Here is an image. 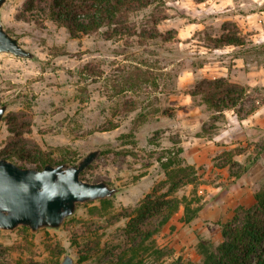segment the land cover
I'll return each instance as SVG.
<instances>
[{"label":"rangeland","instance_id":"1","mask_svg":"<svg viewBox=\"0 0 264 264\" xmlns=\"http://www.w3.org/2000/svg\"><path fill=\"white\" fill-rule=\"evenodd\" d=\"M23 2L7 0L0 19L6 32L30 51L35 60L0 55V104L7 105L6 113H29L32 124L26 138L43 150H52L55 157L65 151L74 152V160L67 164H74L90 150L100 149L81 179L90 183L105 182L118 193L110 199L112 207L107 211L93 210L92 207L100 208L98 202L79 204L76 213L58 230L41 229L31 233L27 227V230L18 227L11 232L0 231V263L28 259L46 263L51 259L49 248L59 244L65 250L63 256L69 254L76 264L88 241L98 238L101 247L118 244L127 223L125 212L137 206L155 187L159 188V193L166 191L162 163L174 159L181 166L190 165L188 161H192V147L196 142L190 137L200 136L201 143L216 144L212 136L227 130L224 118L212 122L211 112L199 96L192 98L190 105L194 114L188 118L195 120L191 128L200 125L201 131L190 132L183 127L180 122L187 108L175 107L183 99L182 93H186L177 88L179 76L185 70L213 61L218 52H214L215 47L206 41L202 32H195L187 41L177 36L182 24L191 19L171 6L173 0H164L155 11L149 7L131 18L139 32L152 13L166 17L160 19L156 29L163 35L168 31L173 33L168 42L140 36L106 41L99 34L72 39L65 28L51 22L46 15L38 16L40 24L37 25L16 21L15 15ZM219 30L208 28V33L217 37ZM242 37L247 39L246 47L233 50L231 55L251 60L252 88L260 90L255 96L257 103L264 98V46L259 47L264 42L258 43L257 36L252 42L243 34ZM250 47L257 49L244 54ZM84 67L94 68L99 75H91ZM135 68L141 71L139 83L134 80L132 89H123L120 80ZM201 78H195L190 89ZM124 101L134 102V111L126 113ZM138 115L145 119L134 124ZM109 123L116 128L106 130ZM131 133L133 138L128 136ZM7 136L2 122L0 147ZM121 136L128 137L120 140ZM237 144L234 149L241 155L233 160L243 166L257 159L256 164L233 181L227 168L222 166L221 153L213 154L211 163L210 156L201 155V165L196 168L197 184L180 188L175 196L199 199L203 209L199 218L185 225L181 222L180 206L153 237L155 245L166 252L161 263L169 264L177 258L200 263L198 244L217 246L221 242L218 223L230 220L236 204L246 209L253 206V191L264 185V152L260 154L264 147V130ZM96 261L97 258H89L82 264H96Z\"/></svg>","mask_w":264,"mask_h":264},{"label":"trees","instance_id":"2","mask_svg":"<svg viewBox=\"0 0 264 264\" xmlns=\"http://www.w3.org/2000/svg\"><path fill=\"white\" fill-rule=\"evenodd\" d=\"M163 1L24 0L15 15V20L34 22L37 25L40 24L38 16L46 15L51 22L65 28L72 39L99 34L106 41L121 37L140 36L147 39L161 38L162 41L168 42L172 39L173 33L168 31L166 35H163L156 29L160 19L166 17H159L155 12L152 13L139 32L135 22L131 19L133 14L149 7H153L155 11L158 6L163 5ZM191 1L200 4L206 0ZM223 30L225 32L221 35L208 38L206 41L215 48L223 46L243 48L245 46V39L240 36L239 30L234 24L225 23ZM254 48L257 49V47L246 49L244 54L252 52ZM65 54L62 53V55ZM84 69L93 76L99 75V72L94 68L84 67ZM134 71L127 72L120 80L123 89H132L134 80L135 83H139L137 80L141 71L138 68H135ZM259 92L260 90L256 88L235 84L226 78H201L194 83L188 94L201 98L211 112V120L214 123L224 118L225 111H232L238 120L253 114L264 104V98L255 103V96H258ZM134 106V102L124 101L123 110L126 113H131L134 111ZM144 119L143 115H138L134 124ZM3 124L7 129L8 136L0 147V159L2 160L11 161L20 167L42 170L46 165L57 166L70 163L76 156L74 152L65 151L59 157H55L52 150H43L36 142L26 138L30 134L32 124V118L27 112L6 113ZM115 128L114 124L109 123L106 130ZM211 128L215 129V127ZM202 131L205 129L203 128ZM128 136L133 138L132 133ZM128 136H121L120 140H124ZM127 142L124 141V143ZM263 152L264 147L260 154ZM238 154L237 149H232L222 152L219 157L222 166L228 170L229 178H233V180L243 177L257 161V159H252L241 166L233 160ZM90 165L80 174V178L84 177ZM161 168L165 176L163 184L166 185V191L159 193V188L155 187L137 206L125 212L124 217L127 219V223L121 230L122 240L118 244L101 247L98 238L96 241H88L80 251L82 253H80L76 264H82L89 258H97L96 264H163L160 260L166 255V252L155 245L153 237L178 212L180 206H182L181 222L187 225L199 217L203 204L201 200L193 199V197L189 199L183 196L179 199L175 196L180 188L197 184L198 176L193 166H181L178 161L168 159L166 163L161 164ZM253 199L252 207L246 209L236 204L232 208L230 220L218 223L221 242L217 246L198 244L202 259L197 264H264V185L253 191ZM98 203L100 208L92 207L93 210L107 211L112 207L110 199H103ZM23 229L27 230L26 227ZM48 252L51 259L41 264H59L65 250L57 244L53 248H49ZM7 264L40 263L28 259ZM169 264L195 263L177 258Z\"/></svg>","mask_w":264,"mask_h":264},{"label":"crops","instance_id":"3","mask_svg":"<svg viewBox=\"0 0 264 264\" xmlns=\"http://www.w3.org/2000/svg\"><path fill=\"white\" fill-rule=\"evenodd\" d=\"M171 4L179 13L191 19L190 21L187 19L188 21L178 29L177 36L182 41L189 40L195 32H202V36L205 39L214 38L216 36L209 34L208 28L220 29L219 35H221L225 32L223 30L224 24L232 23L238 28L241 37L243 34L252 42V38L257 36L259 38L258 43L264 42V0H206L200 4H196L191 0H173ZM245 42L244 47L247 45L246 38ZM202 43L204 42L202 41ZM238 48L242 47L223 46L215 48L214 52H218V55L214 57L213 61L209 60L195 69L185 70L179 76L177 88L178 90L186 91V93H182L183 99L179 100L178 105L176 104L175 107L187 108L186 113L183 114L185 117L180 124L183 127L186 126L188 131L198 132L200 130V125L199 127L192 125L193 127L191 128L190 124H193L195 120L188 118L193 116L194 110L191 109L190 105L193 97L188 94L187 90L190 89L195 78H226L232 83L252 88L253 64L251 60L247 61L246 56L242 58L239 55H231V52ZM203 49L211 51L209 48L204 47ZM223 115L225 120L224 127L227 130L216 136L213 135L212 139L210 138L211 140H216V144L211 142L203 144L201 143L203 138L200 136L189 138L196 140L192 147L194 152L192 153V161H188L195 169L201 165L200 160L203 153L205 156H210L209 162L211 163L213 154H220L228 151V149H234L238 146L237 143L244 141L257 131L264 130V104L253 114L242 120H238L232 111H225ZM217 142L222 144L217 145ZM184 144L186 145L183 142L182 147L186 151ZM230 180H233V178H230Z\"/></svg>","mask_w":264,"mask_h":264},{"label":"water","instance_id":"4","mask_svg":"<svg viewBox=\"0 0 264 264\" xmlns=\"http://www.w3.org/2000/svg\"><path fill=\"white\" fill-rule=\"evenodd\" d=\"M7 0H0V12ZM0 55L22 60L35 56L6 32L0 19ZM7 105L0 106V125ZM100 149L88 151L74 164L46 165L42 170L20 167L0 159V231L27 227L31 233L41 229L58 230L72 217L79 204L112 199L118 190L105 182L90 183L80 174L97 158ZM59 264H75L65 254Z\"/></svg>","mask_w":264,"mask_h":264}]
</instances>
